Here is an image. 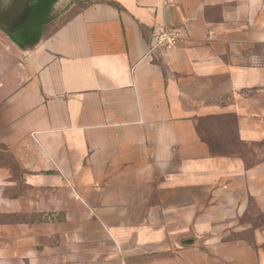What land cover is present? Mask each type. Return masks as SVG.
Masks as SVG:
<instances>
[{"label":"crops","instance_id":"0c3cea01","mask_svg":"<svg viewBox=\"0 0 264 264\" xmlns=\"http://www.w3.org/2000/svg\"><path fill=\"white\" fill-rule=\"evenodd\" d=\"M0 213L35 215L0 222L12 264H264V0H95L29 49L0 27Z\"/></svg>","mask_w":264,"mask_h":264},{"label":"trees","instance_id":"16d2710c","mask_svg":"<svg viewBox=\"0 0 264 264\" xmlns=\"http://www.w3.org/2000/svg\"><path fill=\"white\" fill-rule=\"evenodd\" d=\"M91 2H88L87 4H85L75 14H77L80 10H82L84 7H86ZM57 4H58V0H38L34 8L32 10H29V12L25 13L15 23L14 27H18L22 31L21 36L17 35L16 37H14L12 35V33L14 32L13 31L14 27H12L11 31H7L3 27L1 26L0 27L3 28L9 35H11L14 38V40L23 49L33 48L34 46L38 44V42L42 38V37L40 38L41 30L44 29L45 26L49 25L50 22L52 21L53 16L55 15V11H56L55 9H56ZM75 14H73L72 16H74ZM203 137L205 140H207V142H209L211 150L214 153H226V152H231L233 150V147L231 146L226 147L225 145H222L221 142L214 141L213 138H210L208 134H203ZM234 145L243 148L240 141L236 140ZM15 166L17 168L16 164ZM16 215L17 214H14V213H0V217L5 218V220H0V222L2 221L16 222L19 220H31L35 218V215L26 214V213H23V218L20 215H18V218H17Z\"/></svg>","mask_w":264,"mask_h":264},{"label":"rangeland","instance_id":"374dc122","mask_svg":"<svg viewBox=\"0 0 264 264\" xmlns=\"http://www.w3.org/2000/svg\"><path fill=\"white\" fill-rule=\"evenodd\" d=\"M91 1L93 0H58V4L55 9V15L53 16V19L50 24L45 26V28L41 30L40 38L49 34L60 24L65 22L70 16L75 14L85 4ZM0 220H5V218L0 217ZM0 264H12V262L3 261L0 259Z\"/></svg>","mask_w":264,"mask_h":264},{"label":"water","instance_id":"95a60500","mask_svg":"<svg viewBox=\"0 0 264 264\" xmlns=\"http://www.w3.org/2000/svg\"><path fill=\"white\" fill-rule=\"evenodd\" d=\"M36 2L38 0H0V26L11 31V24L27 9L28 5H34ZM18 34L20 33H12L14 37Z\"/></svg>","mask_w":264,"mask_h":264},{"label":"built area","instance_id":"2783aa9c","mask_svg":"<svg viewBox=\"0 0 264 264\" xmlns=\"http://www.w3.org/2000/svg\"><path fill=\"white\" fill-rule=\"evenodd\" d=\"M153 37V47H159L168 52L180 44L183 39V32L180 27L162 25L155 28Z\"/></svg>","mask_w":264,"mask_h":264},{"label":"flooded vegetation","instance_id":"af4514ba","mask_svg":"<svg viewBox=\"0 0 264 264\" xmlns=\"http://www.w3.org/2000/svg\"><path fill=\"white\" fill-rule=\"evenodd\" d=\"M37 3V2H36ZM35 3V4H36ZM35 4L34 5H28V7H27V9L25 10V11H23L22 12V14L11 24V29H12V27H14L15 26V23H16V21L20 18V17H22L25 13H27V12H29V10H32L33 8H34V6H35ZM24 28V27H23ZM14 32H19L20 34H18V36H21L22 35V31H21V29H19L18 27H14V30H13Z\"/></svg>","mask_w":264,"mask_h":264}]
</instances>
